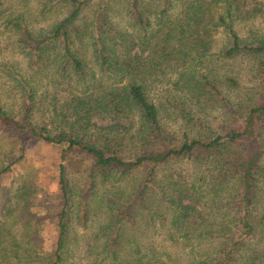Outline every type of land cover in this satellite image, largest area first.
Wrapping results in <instances>:
<instances>
[{"label":"trees","instance_id":"trees-1","mask_svg":"<svg viewBox=\"0 0 264 264\" xmlns=\"http://www.w3.org/2000/svg\"><path fill=\"white\" fill-rule=\"evenodd\" d=\"M63 1L69 11L46 35L36 37L24 27L21 42L36 68L39 60L46 63L50 59L53 52L50 47L54 45V52L59 55L57 60L64 64L61 69L79 81L85 80L88 63L79 52L80 45L76 40L80 32L75 31V24L95 0H56ZM125 1L131 25L140 32L139 37L115 30L109 19L107 2L96 10L88 33L85 31L95 61L103 72L114 74L117 87L89 92V85L80 95L68 96L58 110L54 105L57 103L52 101L54 97L49 101L43 97L37 103L38 91L35 85H30L29 91H25L21 117L6 114L0 108L3 125L30 133L61 150L60 186L64 206L57 215L58 235L54 248L44 253L42 250L30 253L20 261L24 264L37 260L39 264H66L70 252L67 243L73 197L67 164L88 162L87 180L91 186L98 178L108 181L113 177L124 179L138 175L137 184L121 189L119 200L111 207L110 235L98 255L112 264H140L138 258L121 255V227L134 223L141 212L149 209L150 198L154 199L160 185L158 173L163 166L190 159L211 168L213 185L236 182L232 195L236 211L235 231L222 240L217 256L198 264H239L258 223L264 222V216L257 219L253 215L257 170L264 158V38L245 41L236 27L262 11L249 8V0ZM220 28L229 37L226 45L217 52L219 58L233 61L252 57L256 60L255 89L239 103H234L223 91L225 85L232 89L241 87L236 76L228 75L221 80L212 73H197V66L208 62L205 59L210 56L211 38ZM169 61L188 63L180 76L186 85V101L191 106L219 108L225 118L222 132L195 137L184 134L177 139L163 129L159 108L149 99L144 83L140 82L148 72L156 71ZM51 104L56 117H60L58 123H53L56 129L45 121V124H35L36 111L47 113ZM132 110L138 112L140 120L134 134H130V128L122 127ZM187 112L185 107L186 115ZM105 120L106 124L103 123ZM9 169L10 166L0 170V175ZM183 183L181 179L169 178L167 187L161 191L166 195L160 197L172 208L175 227L190 231L203 225L202 195ZM78 209L79 223L85 227L90 217L89 194L82 198Z\"/></svg>","mask_w":264,"mask_h":264},{"label":"rangeland","instance_id":"rangeland-1","mask_svg":"<svg viewBox=\"0 0 264 264\" xmlns=\"http://www.w3.org/2000/svg\"><path fill=\"white\" fill-rule=\"evenodd\" d=\"M106 2L109 3V19L117 32L140 35L137 28L131 25L125 0H95L75 24V31L80 32L76 43L79 42V52L88 63L86 79L79 81L61 69L64 64L57 60L59 55L54 52V45L50 47L53 51L50 59L46 63L39 60L36 68L21 42L24 27L36 37L46 35L69 11L65 2L0 0V108L3 112L21 117L25 91H29L30 85H35L38 91L37 103L43 97L47 101L54 97L52 101L57 103L54 105L58 110L68 96L80 95L87 89L84 87L90 85L89 92H98L118 86L114 74L103 72L95 61L93 49L85 35L96 10ZM248 5L262 12L241 21L236 27L237 31L245 41L264 38V0H249ZM228 37L222 28L214 34L210 56L205 59L208 62L197 66V73H212L221 80L228 75L236 76L241 87L232 89L225 85L223 91L234 103H239L255 89L256 60L252 57L233 61L219 58L217 52L226 45ZM187 66L188 63L165 62L156 71L148 72L142 82L139 80L144 83L149 99L159 108L163 129L177 139L184 134L195 137L222 132L221 125H224L225 118L219 108L191 106L186 101V85L180 76ZM39 107L42 109V106ZM185 107L189 110L187 115ZM54 113L51 104L47 113L37 110L33 122L39 125L47 123L54 128L53 123H58L60 119ZM125 120L126 124L122 127L130 128V134L136 133L140 123L138 112L132 110ZM103 123L106 124V120ZM52 132L56 133V130ZM61 163L59 147L0 122V170L10 166L7 172L0 175V264H24L20 259H24L25 255L38 253L39 250L44 253L54 248L58 235L57 215L64 206L60 186ZM88 168V162L67 164L73 197L70 203L71 231L67 243L70 252L66 264H112L98 255L102 253L110 235V210L119 200L121 189L126 190L137 184L138 175L124 179L113 177L108 181L98 178L91 186L87 180ZM257 171L253 215L263 219L264 158ZM169 178L174 181L181 179L183 184L192 186L202 195V226L190 231L175 227L172 208L165 198L160 197L166 195L161 191L167 187ZM158 179L160 185L154 199L150 198L149 209L141 212L134 223L121 227V255L138 258L140 264H198L217 256L222 240L235 231L236 211L232 195L236 182L215 186L211 181V168L190 159L176 160L163 166ZM87 194L90 217L84 227L78 220V205ZM240 258L239 264L246 261L249 264H264V222L258 223ZM31 264L39 262L37 260Z\"/></svg>","mask_w":264,"mask_h":264}]
</instances>
